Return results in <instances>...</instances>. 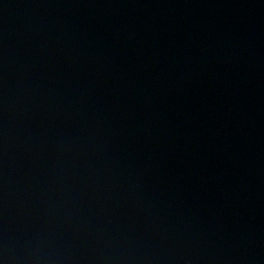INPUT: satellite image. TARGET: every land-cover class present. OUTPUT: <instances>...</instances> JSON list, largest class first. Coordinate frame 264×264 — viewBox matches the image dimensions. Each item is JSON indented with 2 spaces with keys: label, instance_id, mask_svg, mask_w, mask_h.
Instances as JSON below:
<instances>
[{
  "label": "water",
  "instance_id": "obj_1",
  "mask_svg": "<svg viewBox=\"0 0 264 264\" xmlns=\"http://www.w3.org/2000/svg\"><path fill=\"white\" fill-rule=\"evenodd\" d=\"M0 264H264V0H0Z\"/></svg>",
  "mask_w": 264,
  "mask_h": 264
}]
</instances>
